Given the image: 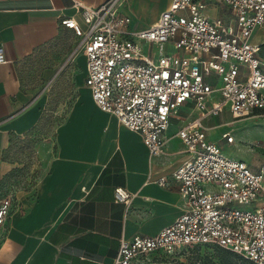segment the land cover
Segmentation results:
<instances>
[{
	"label": "built area",
	"instance_id": "2783aa9c",
	"mask_svg": "<svg viewBox=\"0 0 264 264\" xmlns=\"http://www.w3.org/2000/svg\"><path fill=\"white\" fill-rule=\"evenodd\" d=\"M127 1L91 6L71 0L81 22L65 16L60 23L77 37L72 53L85 58V85L95 105L137 132L150 155L164 152L175 117L189 157L172 173L182 212L155 234L122 237L111 264H155L207 246L264 264V162L253 169L227 155L206 138L204 125L226 108L233 118L264 113V38L254 39L264 33V0H221L227 20L206 13L204 0H169L143 28H134L124 13ZM185 102L198 112L192 119L177 114ZM221 138L233 142L230 132ZM157 183L165 185L166 177ZM14 192L0 197V234ZM131 197L125 187L114 188V198L126 206Z\"/></svg>",
	"mask_w": 264,
	"mask_h": 264
},
{
	"label": "crops",
	"instance_id": "0c3cea01",
	"mask_svg": "<svg viewBox=\"0 0 264 264\" xmlns=\"http://www.w3.org/2000/svg\"><path fill=\"white\" fill-rule=\"evenodd\" d=\"M84 1L98 6L106 0ZM204 1L206 13L230 18L221 0V10L212 0ZM168 4L169 0H129L123 11L134 28H143L155 23ZM65 16L81 22L71 0H0V47L5 57L0 63V182L14 166L6 158L11 136L40 125L52 78L68 63L63 65L65 58L56 70L44 68L41 86H25L22 68L38 49L63 33L73 34L75 47L77 37L60 23ZM263 38L261 31L254 37ZM81 57L82 83L56 126L55 147L44 172L29 188H12L15 199L0 234V264H111L122 237L155 234L182 212L179 183L172 175L189 157L176 134L182 122L170 118L164 152L150 155L137 132L95 105ZM188 108L180 112V106L177 114L192 119L197 114L192 105ZM218 115L204 119L209 140L219 141L207 136L219 125L208 121ZM223 132L229 131L219 130L220 138ZM161 176L166 177L165 185L157 183ZM116 186L132 194L129 205L114 198Z\"/></svg>",
	"mask_w": 264,
	"mask_h": 264
},
{
	"label": "rangeland",
	"instance_id": "374dc122",
	"mask_svg": "<svg viewBox=\"0 0 264 264\" xmlns=\"http://www.w3.org/2000/svg\"><path fill=\"white\" fill-rule=\"evenodd\" d=\"M213 5L222 9L219 0H212ZM213 12V10H211ZM75 38L73 34L63 33L52 42L38 49L22 68V78L25 86L44 85L42 70L46 67L55 70L67 58L63 65L67 66L60 70L52 78L48 88V102L42 115L39 126L22 136L12 135L10 145L6 151V158L14 166L0 182V196L8 188H29L44 172L45 162L52 154L54 134L56 126L62 121L64 114L75 98L78 88L81 86L84 74V62L81 53H72ZM219 84V82L217 83ZM216 84V85H217ZM217 96V94H215ZM193 104L185 102L180 112L188 111ZM194 109V108H193ZM194 113L198 112L194 109ZM211 127L207 136L219 140L223 151L232 157L243 159L253 168L264 162V113L249 114L233 118L229 110H222L215 119L208 121ZM228 130L233 136V142L221 139L219 130ZM154 260H149L153 262ZM155 264H254L242 259L233 253H224L219 248L208 247L181 252L172 255L167 260H156Z\"/></svg>",
	"mask_w": 264,
	"mask_h": 264
},
{
	"label": "trees",
	"instance_id": "16d2710c",
	"mask_svg": "<svg viewBox=\"0 0 264 264\" xmlns=\"http://www.w3.org/2000/svg\"><path fill=\"white\" fill-rule=\"evenodd\" d=\"M40 124V123H39ZM38 124V125H39ZM208 247H216V248H219L222 252H224V253H233V252H231V251H229V250H226V249H223V248H221V247H217V246H207V247H204V248H208ZM234 255H237L236 253H233ZM242 259L244 260V261H247V262H252V261H250V260H248V259H245V258H243L242 257ZM253 263V262H252ZM213 264V263H212ZM215 264H218V263H215ZM224 264H229V262H224ZM255 264V263H254Z\"/></svg>",
	"mask_w": 264,
	"mask_h": 264
}]
</instances>
